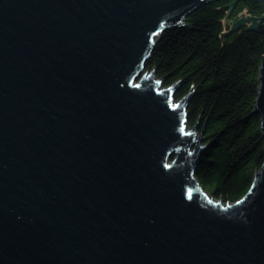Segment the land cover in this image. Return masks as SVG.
Listing matches in <instances>:
<instances>
[{
    "label": "water",
    "instance_id": "water-1",
    "mask_svg": "<svg viewBox=\"0 0 264 264\" xmlns=\"http://www.w3.org/2000/svg\"><path fill=\"white\" fill-rule=\"evenodd\" d=\"M206 1L0 0V264H264V164L210 196L191 94L142 75Z\"/></svg>",
    "mask_w": 264,
    "mask_h": 264
},
{
    "label": "trees",
    "instance_id": "trees-1",
    "mask_svg": "<svg viewBox=\"0 0 264 264\" xmlns=\"http://www.w3.org/2000/svg\"><path fill=\"white\" fill-rule=\"evenodd\" d=\"M243 14L264 16V0H207L160 32L144 66L163 86L177 84V100L191 94L186 124L204 144L195 177L223 203L242 198L264 164V23L239 22Z\"/></svg>",
    "mask_w": 264,
    "mask_h": 264
},
{
    "label": "rangeland",
    "instance_id": "rangeland-1",
    "mask_svg": "<svg viewBox=\"0 0 264 264\" xmlns=\"http://www.w3.org/2000/svg\"><path fill=\"white\" fill-rule=\"evenodd\" d=\"M242 17L245 19V18H247V17H249V16L246 15V14H245V15H241V16L239 17V19L242 18ZM248 22H249V23L251 22V24H252V21H248ZM251 24H250V25H251ZM145 72H146V73H145ZM144 73H145V74H149V73H151V71H147V70L144 69L143 72H142V75H143ZM156 80H159V79L156 78ZM165 87H166V86H163L162 84L160 85V88H165ZM180 99H181V98H180ZM178 100H179V99H178ZM178 100L174 97V102H176V101H178ZM187 129L190 130V128H187ZM188 130H187V131H188ZM197 138H198V134H197ZM217 200H218V199H217Z\"/></svg>",
    "mask_w": 264,
    "mask_h": 264
}]
</instances>
